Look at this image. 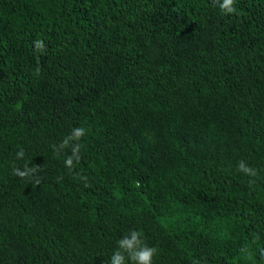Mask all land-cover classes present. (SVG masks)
Segmentation results:
<instances>
[{"label": "trees", "instance_id": "trees-1", "mask_svg": "<svg viewBox=\"0 0 264 264\" xmlns=\"http://www.w3.org/2000/svg\"><path fill=\"white\" fill-rule=\"evenodd\" d=\"M219 3L0 0V264L133 230L153 264H264V0Z\"/></svg>", "mask_w": 264, "mask_h": 264}, {"label": "clouds", "instance_id": "clouds-1", "mask_svg": "<svg viewBox=\"0 0 264 264\" xmlns=\"http://www.w3.org/2000/svg\"><path fill=\"white\" fill-rule=\"evenodd\" d=\"M234 3L235 0H222V3H219V7L223 12L232 13L236 10L233 6ZM37 47L43 49V43L37 42ZM84 134L85 130L83 128L75 130V137L77 139ZM64 143L66 145L67 140ZM18 155H23V153L21 152ZM68 164H71V159L68 160ZM239 167L245 172H252L243 162L240 163ZM141 236V232L133 230L131 233L118 240L117 248L111 256V264H127L129 260L132 264H153V258L157 254V249L147 245L141 239Z\"/></svg>", "mask_w": 264, "mask_h": 264}]
</instances>
